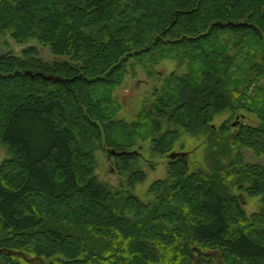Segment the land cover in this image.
Wrapping results in <instances>:
<instances>
[{"label":"trees","instance_id":"16d2710c","mask_svg":"<svg viewBox=\"0 0 264 264\" xmlns=\"http://www.w3.org/2000/svg\"><path fill=\"white\" fill-rule=\"evenodd\" d=\"M7 33L22 50L0 53V145L9 154L0 165V264H264V207L248 217L231 192L235 179L264 203V166L240 152L264 157V87L250 96L243 78L264 80V0H0V38ZM253 45L260 53L249 49L239 63ZM42 46L54 62L41 60ZM147 57L198 70L144 115L154 154L201 135L214 162L193 171L188 156L170 160L149 204L133 194L147 177L131 172L134 155L114 157L125 189L98 180L95 155L136 139L115 137L120 106L110 91L130 61ZM226 110L261 124L216 129Z\"/></svg>","mask_w":264,"mask_h":264},{"label":"rangeland","instance_id":"374dc122","mask_svg":"<svg viewBox=\"0 0 264 264\" xmlns=\"http://www.w3.org/2000/svg\"><path fill=\"white\" fill-rule=\"evenodd\" d=\"M226 44L232 43L231 39L226 38ZM247 41L245 42V44ZM257 45H253L250 48H245L242 53L241 61L246 56V52L254 50ZM22 50L11 37V34L7 33L0 38V53L12 54L21 57L20 51ZM40 58L45 63H52L56 58L50 52L48 47H40ZM258 54L260 53L257 48ZM237 52L232 50L229 55H236ZM193 64V63H192ZM188 61L165 59V60H152V58H145L144 60L130 61L127 67V73L125 74L123 81L118 87L110 91L111 97L120 106L119 112L115 118L120 124L115 137L119 135L122 139L129 137L131 134H135L136 139L132 142L128 152H134L132 160L131 172L143 171L146 174V181L143 184L135 186L133 194L136 195L142 202L149 204L154 203L157 199L156 196L150 194V188L157 181L165 180L168 176V165L170 159L168 156L172 153H188V160L193 171L196 170H210L214 162L209 155V144L207 138L204 136H193L183 134L180 141L174 146L172 152L168 155L159 156L153 152V143L151 140V132L144 122V115L152 112L153 107L158 103L159 99H168L172 95V91L175 90L176 82L178 79L185 77L187 74L197 70V65H192ZM198 71V70H197ZM236 74V73H235ZM251 73L246 74L244 81L246 85L244 89L250 86L248 90L249 95H255V91L264 87V80L258 82L253 81L254 75ZM134 94H130L131 91ZM127 95H130L126 105L123 104V99ZM143 114V115H142ZM228 122L232 127L234 133L241 123H246L251 126H258L261 124L259 116L257 114L240 111L233 113L230 110H226L221 114L214 117L212 125L219 129L222 124ZM150 137V139H147ZM243 154L246 163L257 164L264 166V157L256 158L253 153L247 149H240ZM97 169L96 176L98 180L112 188H127L128 176L127 174H121L119 171L118 162L114 157H111L109 152L104 146L98 147L96 150ZM9 159L7 149L0 145V165ZM231 192L234 196L241 199L243 202V210L247 216L250 217L255 213H259L264 207L262 197H251L245 189L239 188L237 180L231 182Z\"/></svg>","mask_w":264,"mask_h":264},{"label":"water","instance_id":"95a60500","mask_svg":"<svg viewBox=\"0 0 264 264\" xmlns=\"http://www.w3.org/2000/svg\"><path fill=\"white\" fill-rule=\"evenodd\" d=\"M229 26H231V27H233V28H240V27H246L247 26V24H245V23H238V24H235V23H230L229 24ZM27 75H30V76H32V77H38V76H40V77H43L44 79H48V80H55L56 78H54V77H52V76H50V77H45L43 74H40V73H37V74H32L31 72H27ZM130 94H134L135 95V93H134V91L132 90L131 91V93ZM136 96V95H135ZM129 97H130V95H127L126 97H124V99H123V104L124 105H126L127 104V102H128V99H129ZM111 155L113 156V157H122V156H130V155H136V153H134V152H128V151H124V152H116L115 150H112L111 151ZM188 156V153H172V154H170L169 156H168V158L170 159V160H175V159H177V158H179V157H181V158H185V157H187ZM10 252V251H9ZM10 253H12V254H14V255H21V256H23L25 259H27V257L24 255V254H22V253H18V252H10ZM211 254V252H209V253H207V255H210ZM218 254V253H217ZM37 260V259H36ZM42 264H45L44 263V261L42 260V259H38ZM27 261L28 262H34L35 261V259H33V260H28L27 259ZM218 264H220V259H219V263Z\"/></svg>","mask_w":264,"mask_h":264}]
</instances>
